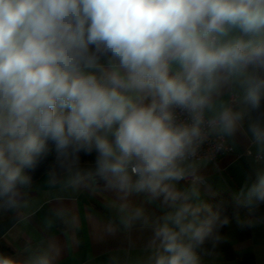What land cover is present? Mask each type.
Listing matches in <instances>:
<instances>
[{"label":"clouds","instance_id":"obj_1","mask_svg":"<svg viewBox=\"0 0 264 264\" xmlns=\"http://www.w3.org/2000/svg\"><path fill=\"white\" fill-rule=\"evenodd\" d=\"M245 121L261 167L237 202L251 211L264 205V0H0V208L53 157L49 186L102 183L125 229L150 223L130 195L160 202L151 264H201L230 221L202 201L193 161ZM24 252L0 264H56L61 249Z\"/></svg>","mask_w":264,"mask_h":264},{"label":"crops","instance_id":"obj_2","mask_svg":"<svg viewBox=\"0 0 264 264\" xmlns=\"http://www.w3.org/2000/svg\"><path fill=\"white\" fill-rule=\"evenodd\" d=\"M221 99L231 101L227 94ZM246 133L245 121L235 135H220L243 154L236 160L231 156L220 158V172L210 162H194L196 175L204 181L198 185L202 201L220 191H227L237 199L241 188L250 182L249 177L254 175V170L261 167L254 159L250 134ZM190 183L181 181L178 187L187 188ZM115 199L116 194L105 191L102 183L89 182L87 187L79 188L52 187L47 183V174H44L33 181L30 189L24 190L21 205L12 214L15 222L0 240L12 251L10 254L22 258L26 255L24 249L27 245L43 247L55 239L61 249L56 264H151V221L163 215V206L159 201L150 200L146 194L130 195V202L144 208L150 223L143 226L137 221L125 229L120 224V214L113 207ZM8 219L3 215L0 222ZM229 221L218 242H208L198 250L201 264H236L226 260L220 251L219 247L224 242L236 253H251L252 264H264V205L251 211L246 208ZM109 223L115 228L112 235L104 230V225ZM244 223L249 224L250 238L239 241L236 230Z\"/></svg>","mask_w":264,"mask_h":264},{"label":"trees","instance_id":"obj_3","mask_svg":"<svg viewBox=\"0 0 264 264\" xmlns=\"http://www.w3.org/2000/svg\"><path fill=\"white\" fill-rule=\"evenodd\" d=\"M92 157L82 156V162H90ZM53 157H49L35 172L33 176V181H36L42 175L47 174V172L52 167ZM204 203L210 204L214 210H218L221 214V218L228 217L229 220L233 219L240 213L246 210V207L238 204L237 199L233 198L229 192L220 191L212 198L206 199ZM3 208H0V217L4 215ZM224 232V227L219 230V235ZM237 238L239 241H245L250 238V228L248 223H244L239 226L236 230ZM212 242V241H209ZM220 251L223 253L226 260L234 261L236 264H252L253 255L249 252L236 253L231 246L224 242L219 247ZM12 251L4 245L0 240V253L10 254Z\"/></svg>","mask_w":264,"mask_h":264},{"label":"built area","instance_id":"obj_4","mask_svg":"<svg viewBox=\"0 0 264 264\" xmlns=\"http://www.w3.org/2000/svg\"><path fill=\"white\" fill-rule=\"evenodd\" d=\"M231 102V101H230ZM242 153L234 149L228 144L220 135H210L208 139L199 147L197 155L193 162L207 161L214 165L216 170L220 172L222 168L219 166L220 158L224 156H231L234 160L242 157ZM191 177L186 182H191ZM203 181V179L201 178ZM204 182V181H203Z\"/></svg>","mask_w":264,"mask_h":264},{"label":"water","instance_id":"obj_5","mask_svg":"<svg viewBox=\"0 0 264 264\" xmlns=\"http://www.w3.org/2000/svg\"><path fill=\"white\" fill-rule=\"evenodd\" d=\"M14 209L4 210V215L9 217L8 220L0 222V238L9 230V228L14 224L15 220L12 217Z\"/></svg>","mask_w":264,"mask_h":264}]
</instances>
